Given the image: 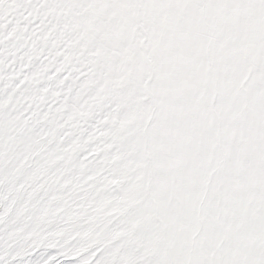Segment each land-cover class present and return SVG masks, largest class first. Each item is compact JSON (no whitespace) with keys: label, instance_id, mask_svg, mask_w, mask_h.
<instances>
[{"label":"snow or ice","instance_id":"obj_1","mask_svg":"<svg viewBox=\"0 0 264 264\" xmlns=\"http://www.w3.org/2000/svg\"><path fill=\"white\" fill-rule=\"evenodd\" d=\"M0 264H264V0H0Z\"/></svg>","mask_w":264,"mask_h":264}]
</instances>
